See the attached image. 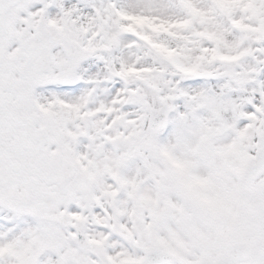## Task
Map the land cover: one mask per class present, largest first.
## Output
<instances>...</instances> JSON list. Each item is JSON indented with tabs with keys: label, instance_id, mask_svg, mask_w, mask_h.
Returning <instances> with one entry per match:
<instances>
[{
	"label": "snow or ice",
	"instance_id": "obj_1",
	"mask_svg": "<svg viewBox=\"0 0 264 264\" xmlns=\"http://www.w3.org/2000/svg\"><path fill=\"white\" fill-rule=\"evenodd\" d=\"M0 264H264V0H0Z\"/></svg>",
	"mask_w": 264,
	"mask_h": 264
}]
</instances>
